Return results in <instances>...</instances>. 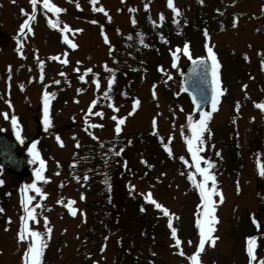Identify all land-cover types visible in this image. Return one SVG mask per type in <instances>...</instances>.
<instances>
[{"label":"rangeland","instance_id":"rangeland-1","mask_svg":"<svg viewBox=\"0 0 264 264\" xmlns=\"http://www.w3.org/2000/svg\"><path fill=\"white\" fill-rule=\"evenodd\" d=\"M50 2L65 11L53 16L40 9L38 0L32 31L17 36L26 18L21 8L32 13L30 0H0V129L19 133L26 159L23 178L0 169V264H22L24 246L17 242L24 214L20 189L32 183L39 167L28 153L33 141L47 179L36 182L40 194L25 188L24 199L31 196L30 206L39 205L29 227L42 233L51 229L44 235L41 264H190L187 256L199 242L196 219L206 226L207 217L187 178L189 171L195 173L185 143L190 136L187 120L199 115L181 91L180 75L188 61L185 42L192 57H207L205 31L220 64L224 91L215 111L211 105L204 109L211 116L199 155L213 162L210 171L218 194L212 197L215 240H206L199 258L201 264H248L247 238L254 235L253 264H264V176L256 168L257 160L264 167V113L255 107L264 102V0H173L181 13L175 25L166 0ZM94 7L104 8L107 15ZM50 19L59 21L57 28L49 25ZM63 21L68 33L60 31ZM64 37L77 47L65 49ZM94 74L99 87L91 82ZM109 77L114 83L105 99ZM45 92L50 94L47 127L41 122ZM92 100L97 103L91 105ZM133 100L138 101L134 111ZM99 112L103 115L93 114ZM112 116L124 119L119 134ZM149 193L168 210L181 240L179 249L171 239L169 217L144 199ZM69 200L75 215L68 212Z\"/></svg>","mask_w":264,"mask_h":264},{"label":"snow or ice","instance_id":"snow-or-ice-1","mask_svg":"<svg viewBox=\"0 0 264 264\" xmlns=\"http://www.w3.org/2000/svg\"><path fill=\"white\" fill-rule=\"evenodd\" d=\"M89 2L93 5L96 4V0H89ZM200 3H203V0H199ZM39 3L42 5L43 9H46L48 12H51L53 14H58L62 13L65 11V9L60 8L56 6L54 3L50 2V0H39ZM167 7L171 10L172 14V19L171 23L172 24H178V17L180 16V10L174 6L173 0H166ZM30 4L32 5V13L29 14L25 11V9L21 8V15L25 16L26 18L23 19L22 23L19 25V30L16 33L17 36H20L27 30L28 32L32 31V28L30 27V22L34 19L35 13L37 11V4L38 0H30ZM77 8L80 7L79 4L76 5ZM149 7L148 3L144 4V8L147 9ZM93 11H100L104 12L105 15L107 13L105 12L104 8H93ZM130 11H135V9H130ZM159 20L163 21L164 20V15L161 13L159 15ZM92 23H96L95 20L91 21ZM132 24L134 25L136 23L135 19H132ZM49 25L52 28H57L59 21L53 22L51 19L48 20ZM186 23V21H185ZM154 26L155 22H153ZM235 20L233 21V27H235ZM69 25L64 24L63 28L60 29L61 33H67L69 31ZM74 32H79L81 29H72ZM102 36H104L103 28H101V33ZM138 37H141V43H143L142 40V34L137 33ZM204 37H205V43H204V48L205 51L207 52V57L206 59L210 61V64L204 65L205 71L207 73V76L210 78L208 80L210 89H211V108L212 111L216 110V106L219 103V97L223 94V89L221 88V79L219 75V68L220 64L217 60L216 54L214 53L212 47L209 46L207 42L208 38V33L207 31L204 32ZM64 43H66L69 47L71 48H76L77 45L74 44L70 39L67 37H64ZM161 40L164 41L165 43L167 42L163 36H161ZM104 42L106 44L109 43L107 37L105 36ZM148 46V45H144ZM20 47L19 41L17 42V48ZM112 49L109 48V52H111ZM180 49L177 48L176 51L172 52V67L175 68L177 66V55L176 53L179 52ZM66 55V54H65ZM183 55L187 57L189 60H192L194 65L202 64L205 60V57H196L193 59L192 55L190 54L189 51V43L185 42L183 44ZM247 59V57H245ZM52 59H57V57H52ZM39 63L42 65L44 62L39 61ZM64 63H67V60L64 61ZM79 63V61H77ZM262 68H264V63L261 65ZM163 71V69H160ZM78 71V69H77ZM86 72H91V69H86ZM109 72H111V69H108ZM63 75V73H61ZM81 81L85 79L84 75H81L78 77ZM93 84L97 85L99 87V81L95 78V74L93 75L92 81ZM55 83H59V81H56ZM114 80L112 77H109L107 79V85L108 89L105 90L104 96L105 99L109 98V91L111 89V86L113 85ZM246 87V85L242 86ZM153 89H155V85H153ZM181 91H184L183 86L181 87ZM124 93H122L123 95ZM49 93L45 92L43 96V117H42V123L47 127L49 124V110H48V102H49ZM153 96L155 97V91H153ZM97 102L96 100L91 101V105H95ZM138 101L133 100L132 101V110L134 111L136 108ZM196 100L193 99V104H196ZM91 105L89 106L91 108ZM109 108H113V105L111 103L108 104ZM255 107L260 109L262 113H264V102H259L255 104ZM239 108V104H237V109ZM115 111V109L113 108ZM98 116H102L103 112L99 113H93ZM131 115V112L129 113ZM211 116V112L208 111H200L199 112V119L194 120L193 118L189 117L187 120V130L190 133V136L186 139L185 143L187 144V152L191 154L192 157V165L195 168V173H198L199 179L195 180L194 175L192 171H189L187 174V178L190 182L193 183L194 188L199 192V197H200V205L203 207L204 215L207 217L206 220V226L205 224L201 223V220L199 217L196 219V227L199 229V242L196 244L195 251L187 256V260L190 262V264H201V260L199 258V254L201 251L204 249L205 242L206 240H215V237L212 236L213 232V227L212 224L216 220V218L212 215L214 211L213 207V195L218 194V190L216 189V178L213 172L210 171V169L213 168V162L207 160L205 157L199 155L200 152L203 151V144L204 140L202 139L204 132L207 130V121ZM112 120H114L115 123V133L119 134L121 132V125L124 123V119L122 117H117V116H112ZM11 122L13 129L16 127L17 119L13 115L11 116ZM102 125H93V127H97ZM156 128V120L153 118V130L155 131ZM91 135V134H90ZM210 135V133H209ZM16 138L18 141L22 142V139L19 135V133H16ZM95 139V137H93ZM169 140L171 137L168 138ZM57 140H59V137H57ZM195 142V143H194ZM78 146V145H77ZM122 150V149H121ZM165 151L169 152L171 155V151L168 148L167 145H165ZM28 153L30 156L33 157L34 160H37L39 162V167H37L34 172V180L32 183L27 184L23 186L20 191L23 193L25 188H30L33 192L40 194L41 193V188L37 185V181H46L47 177H45L42 173L44 172V167H45V162L44 160L39 158V154L35 151V141H33L32 145L28 147ZM116 155H119V152L115 153ZM216 155L219 156L220 153L219 151L216 152ZM181 160H184V157H180ZM201 161L204 162L203 166H201ZM143 163H147L146 161H142ZM29 163H33V160H29ZM151 167V165H148ZM256 168L258 170V173L260 176H264V167L261 166V163L259 160L256 162ZM89 177L85 174L83 176V180L87 181ZM209 182H211V187H209ZM0 183H3L2 180H0ZM132 185H129V189H131ZM41 199H43V194L40 196ZM81 199H83V196H81ZM144 199L153 204L156 209L160 210L165 217L168 218V228L170 229V234H171V239L175 241V247L180 248L181 245V240L177 237V228L173 226V221L172 218L169 215V212L166 208H164L160 203H158L155 199L152 198L151 194L145 195ZM222 199V196H221ZM32 201V197L29 196L25 199H21L20 204L21 208L23 209V213L19 217V231L17 232V242L18 243H23L24 246V251H23V256H22V264H41V257L43 255L44 248L47 246L46 240L44 239V235L48 234L51 232V229L48 227H45L43 230V233L41 231H37L33 228L29 227V221H35L37 217V213L35 212V207H39V205L36 206H30ZM59 203V201H57ZM74 202L69 200L68 204L66 207L68 208V212L72 215H75V211L72 208V204ZM0 211H3V209H0ZM141 211H144L142 208ZM174 215V214H172ZM11 218H9V221ZM253 224H256L257 227H259L258 221L255 219V217L252 218ZM44 224H48L47 217L44 218ZM257 240L256 236H249L247 238V255L249 257L248 264H253V261L255 259L254 257V247H255V242ZM189 244H192V241L189 240ZM101 251H103V248H101ZM181 256H184L185 253L181 250L179 252ZM95 264V262H94Z\"/></svg>","mask_w":264,"mask_h":264},{"label":"water","instance_id":"water-1","mask_svg":"<svg viewBox=\"0 0 264 264\" xmlns=\"http://www.w3.org/2000/svg\"><path fill=\"white\" fill-rule=\"evenodd\" d=\"M204 62L202 64L190 65V69L182 77L184 87L189 91L192 99L196 100L198 111L211 98V89L208 83L209 77L205 71ZM0 166L6 167L17 174H20L24 167L23 151L18 143L7 136L0 134Z\"/></svg>","mask_w":264,"mask_h":264}]
</instances>
